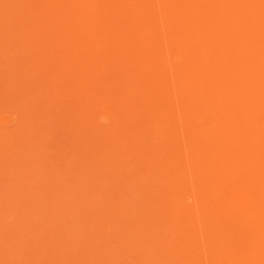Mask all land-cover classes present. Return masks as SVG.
I'll list each match as a JSON object with an SVG mask.
<instances>
[{
  "label": "bare ground",
  "instance_id": "obj_1",
  "mask_svg": "<svg viewBox=\"0 0 264 264\" xmlns=\"http://www.w3.org/2000/svg\"><path fill=\"white\" fill-rule=\"evenodd\" d=\"M1 104L0 160L84 197V264H264V0H0Z\"/></svg>",
  "mask_w": 264,
  "mask_h": 264
},
{
  "label": "rangeland",
  "instance_id": "obj_2",
  "mask_svg": "<svg viewBox=\"0 0 264 264\" xmlns=\"http://www.w3.org/2000/svg\"><path fill=\"white\" fill-rule=\"evenodd\" d=\"M12 112H14L12 108L7 109L4 104H1L0 131L12 130V124H9L12 123L10 117L13 120L16 117V112ZM60 136V138L58 136L51 137L53 141L50 142L53 143L50 147L48 143L40 146L45 149L48 156H52V153L57 154L58 151L60 154L61 152L64 155L68 154V150L62 149V147L69 146L64 142L68 136ZM57 139L58 142L55 144ZM69 154L73 155V153ZM28 159L30 156H25V153H22L21 156L14 155L11 160L15 161L17 167L13 164L12 168L7 166V164H11L8 157L0 160V264H63L67 258H70L69 262L72 264H84L80 254L83 256L85 254L84 252L80 253L79 250L85 247V242L74 247V244L78 242H73L71 239L75 234L71 228L72 222H76L77 218L69 214L71 212L76 215L78 211L87 209L84 197L82 198L80 191L72 192L69 188H63L62 193L67 192V194L58 198L60 194H56L58 191L54 188V179L56 178L52 175L62 173L65 167L57 165L53 158H44L43 166H52L54 170L48 172V169L39 165L30 176H27L26 170L17 168L22 167V162ZM33 165L30 166L33 167ZM40 166L42 168H39ZM31 185L34 186V189L30 188ZM53 198L55 199L53 200ZM54 201L57 202L55 205ZM27 204L30 205L27 206ZM106 230L108 231L104 232V235H112L114 232L111 228H106ZM44 236L50 239L49 247H53L50 261L46 260L47 255L40 256L41 250L48 249H44L47 247L46 244L39 243ZM119 242L121 243V241ZM42 243L44 242L42 241ZM109 244L104 250L98 246H95L94 250L98 253L102 252L104 259L112 261L121 259L123 260L122 264L128 261L126 257L117 253V249L121 245L118 244V241Z\"/></svg>",
  "mask_w": 264,
  "mask_h": 264
}]
</instances>
